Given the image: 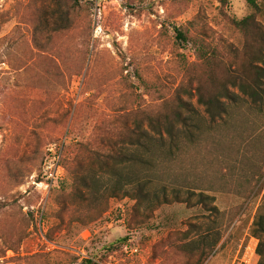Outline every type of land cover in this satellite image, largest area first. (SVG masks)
Instances as JSON below:
<instances>
[{
  "label": "rangeland",
  "instance_id": "374dc122",
  "mask_svg": "<svg viewBox=\"0 0 264 264\" xmlns=\"http://www.w3.org/2000/svg\"><path fill=\"white\" fill-rule=\"evenodd\" d=\"M249 12L245 0H0V264H259L264 104L231 87L212 120L193 90L207 69L175 30L223 57L221 79L230 49L243 59L230 18ZM179 98L187 125L173 139L150 128ZM138 132L142 146L128 142ZM118 151L141 160L106 156Z\"/></svg>",
  "mask_w": 264,
  "mask_h": 264
},
{
  "label": "trees",
  "instance_id": "16d2710c",
  "mask_svg": "<svg viewBox=\"0 0 264 264\" xmlns=\"http://www.w3.org/2000/svg\"><path fill=\"white\" fill-rule=\"evenodd\" d=\"M245 1L250 12L240 19L230 18V24L233 29L242 33L244 36V44L242 46L243 59L239 61L237 50L230 49L229 53L232 55L233 60L227 66L228 69L224 74V78L218 79L216 74V69L220 71L226 69V63L223 57H220L214 49L207 43H204L199 34L190 36L187 35L183 29L175 28L177 37L194 48L196 55L207 69L205 79L194 81L195 86L193 90L197 96V102L203 107L204 111L212 120L221 117L225 112L223 99H232L233 93L230 90L231 87L236 88L240 93L247 96L252 103L258 105L264 104V25L259 21V18H264V7L257 3L256 0ZM220 2L223 3L224 0H220ZM73 8L74 5H69L67 10L62 11V15L67 17ZM255 43L258 44L259 47L257 53L252 51L253 44ZM191 111L192 109L189 107L188 103L179 98L177 105L173 107V109L159 116H148L147 123L150 128H156L159 133L164 131L173 139V131L176 129V126L187 125V117H185L184 112L191 113ZM145 134L146 132H138V134L133 133V135L129 137L128 142L132 145L142 146L143 141L141 138H144ZM106 156L110 157L116 163L121 160H141L138 154L129 151L107 153ZM111 166L112 175L116 177L114 187L118 185L116 188H120L119 185L122 184H119V176L122 172L117 164H112ZM131 190L133 191L131 193L133 199L136 201L146 200L147 195L144 183L134 182V186ZM173 198L178 201L179 197L174 196ZM163 202L166 203V199H164ZM201 202L203 201L201 200ZM251 232L259 240L256 253L260 257L259 264H263L264 216L262 214H258L254 218ZM124 240L125 239H122V241ZM7 248L14 249L15 247L8 245ZM205 258V255L202 256L197 264H201ZM87 262L92 264L88 259H84L82 263L85 264Z\"/></svg>",
  "mask_w": 264,
  "mask_h": 264
},
{
  "label": "built area",
  "instance_id": "2783aa9c",
  "mask_svg": "<svg viewBox=\"0 0 264 264\" xmlns=\"http://www.w3.org/2000/svg\"><path fill=\"white\" fill-rule=\"evenodd\" d=\"M60 159H61V150L54 143H50L47 146L46 156L43 162L44 173L46 176L54 178L60 172ZM249 247H247L248 249ZM249 250V249H248ZM254 249L252 248V254ZM244 263H248L247 260L243 259Z\"/></svg>",
  "mask_w": 264,
  "mask_h": 264
}]
</instances>
